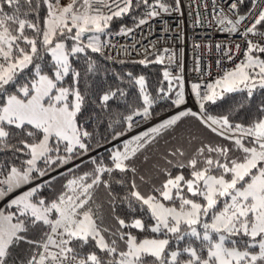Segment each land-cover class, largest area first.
Segmentation results:
<instances>
[{
    "label": "snow or ice",
    "instance_id": "6c2138e0",
    "mask_svg": "<svg viewBox=\"0 0 264 264\" xmlns=\"http://www.w3.org/2000/svg\"><path fill=\"white\" fill-rule=\"evenodd\" d=\"M211 2L208 25L240 39L216 45L215 77L197 56L186 93L175 52L116 39L181 0H0V202L17 193L0 206V264H264V0ZM101 61L165 67L153 90ZM89 103L108 121L104 157Z\"/></svg>",
    "mask_w": 264,
    "mask_h": 264
},
{
    "label": "built area",
    "instance_id": "2783aa9c",
    "mask_svg": "<svg viewBox=\"0 0 264 264\" xmlns=\"http://www.w3.org/2000/svg\"><path fill=\"white\" fill-rule=\"evenodd\" d=\"M172 0H170V3ZM204 4L208 5L205 9ZM250 7V6H249ZM212 13L211 0H181L179 11L172 13H162L159 17L154 18L148 25L137 30L135 36L129 38L117 37L120 44L127 47L134 40H141L146 47L150 43L157 45V48H169L180 62V67L173 66L170 70L181 75L186 81V93L190 92L191 83L200 82L201 74L194 71L195 58L200 57L201 64L205 71H211L212 77H215L219 69L216 66V61L222 55L221 51L216 48L217 44L225 47H234V42L239 41V36L224 33L216 27L208 25V17ZM199 14L203 19L202 25H196L194 21ZM170 31H164V29ZM183 37L181 39L180 37ZM196 44L201 45L198 49ZM140 47V45H137ZM135 56V53H132ZM223 67H229L230 62L224 61ZM205 80L211 77L205 75ZM194 101L189 102V107ZM16 193L10 194L3 202L11 199ZM1 202V203H3Z\"/></svg>",
    "mask_w": 264,
    "mask_h": 264
},
{
    "label": "trees",
    "instance_id": "16d2710c",
    "mask_svg": "<svg viewBox=\"0 0 264 264\" xmlns=\"http://www.w3.org/2000/svg\"><path fill=\"white\" fill-rule=\"evenodd\" d=\"M168 2L170 3V0H168ZM249 6H250V0L248 3H246L245 6L241 7L240 12L241 13L246 12L247 8ZM129 26H131L130 22H129ZM101 64H102V66H106L110 72L113 70L120 71V72L127 70V71H133L136 74H144L147 77V80H148V82H149V84L153 90L158 86V81L161 79V74H162L163 68L165 67L164 65H150L148 68H143L140 65L111 64V63H108L106 61H101ZM111 82H112L111 77L108 78L107 82H105L103 79H97L95 86L102 88V87H106L107 83H111ZM129 92H130L129 98L131 99L135 95V90L129 89ZM235 99H239V97H236ZM259 99H260V97H259V95H257L256 100L253 101V105H255V103H257L259 101ZM231 102H232L231 100L226 101L220 107L214 108L213 111L214 112H221V111L225 110L228 107V104ZM159 105L160 106L156 108L158 118L163 116V115H166L168 112L171 111V109L167 106V102L161 101V102H159ZM117 106H120L121 110H123L122 105H120V102H113V108L115 109ZM95 112H96L95 106L93 104L89 103L86 106V108L83 112V115L80 117V119L85 124V126L87 127V129L90 132H94L95 141H98L100 145H103V147H98L97 143L94 142L93 143L94 151L90 155L96 156V157H104V156H106L105 149L111 146V145H109V143H105V140L103 139V137L108 136L109 130L106 128V124L108 123V121L105 120L103 123H101L99 121H96L95 119L90 120L89 116H93ZM182 128L186 129L187 131L192 132L194 135L200 136L201 138L208 137V133L205 130H203L202 128H200L195 121H191V120L186 121L185 124L182 125ZM144 130H142V131H144ZM125 138H127V137H125ZM108 140L110 141L111 138L108 137ZM181 143H183V146L185 148L188 147L187 143H186V138H185L184 142H182L180 140L173 141V144H181ZM160 150L163 151V142H161ZM75 163H80V161H76ZM88 166H89L88 165V158L85 157L83 164H81L80 171L82 172V171L88 170ZM61 171H64V169ZM51 194H52L51 192L45 193V195H49V196ZM18 251L20 252L21 255L23 254L22 250H18Z\"/></svg>",
    "mask_w": 264,
    "mask_h": 264
},
{
    "label": "rangeland",
    "instance_id": "374dc122",
    "mask_svg": "<svg viewBox=\"0 0 264 264\" xmlns=\"http://www.w3.org/2000/svg\"><path fill=\"white\" fill-rule=\"evenodd\" d=\"M171 112V111H170ZM170 112H168L167 114H169ZM163 116H165V115H163ZM163 116H161V117H159V118H162ZM155 121H153V123H154ZM150 125L149 124H143V125H141L139 128H134L133 129V131L131 132V133H129V134H127V135H135L137 132H140V131H142V130H144V129H146L147 127H149ZM109 145H110V143H109ZM77 161H79V160H77ZM61 170H63V169H61ZM17 194V193H16ZM7 202V201H6ZM6 202H3V203H1L0 202V206H2L4 203H6Z\"/></svg>",
    "mask_w": 264,
    "mask_h": 264
}]
</instances>
